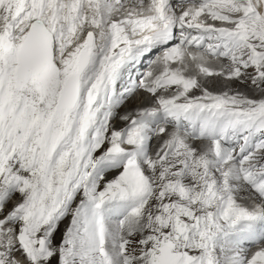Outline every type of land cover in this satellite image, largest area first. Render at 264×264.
Listing matches in <instances>:
<instances>
[{
    "label": "snow or ice",
    "instance_id": "snow-or-ice-1",
    "mask_svg": "<svg viewBox=\"0 0 264 264\" xmlns=\"http://www.w3.org/2000/svg\"><path fill=\"white\" fill-rule=\"evenodd\" d=\"M0 215V264H264V0H0Z\"/></svg>",
    "mask_w": 264,
    "mask_h": 264
},
{
    "label": "rangeland",
    "instance_id": "rangeland-1",
    "mask_svg": "<svg viewBox=\"0 0 264 264\" xmlns=\"http://www.w3.org/2000/svg\"><path fill=\"white\" fill-rule=\"evenodd\" d=\"M209 79H210V81L207 82L208 85L205 84L204 86L207 87L209 91H211L213 93H218V92H214V91L216 89H218L219 84L220 83H223V82L218 77H210ZM203 81L204 80L202 79L201 80V83H203ZM232 83L234 84V82H231L230 84H232ZM230 87H231V90H233V91L234 90H239V91H242V92H247L248 95L252 96L253 98H261L260 93H258V92L257 93H252L250 90L247 89V87L245 85H242L240 83H239L238 87H236V86H230ZM138 90L139 89L137 88L136 91H138ZM138 92L139 93H137V94H131L127 99H125V100H127V103L124 106H123V104L120 105V107L114 113V119H113L114 121H112V126H113V122L115 123V117L119 113V111L125 110V109H127L128 107L131 106V104H129V101H133L134 100V104L137 107L141 108L142 105H143V103L147 99H149V98L154 99V97H151L149 94L145 93L143 91V89L139 90ZM200 94H201L200 90H195V92L193 93V96H197V95H200ZM151 106H154V102L152 103ZM153 141H155V140L152 139V142L151 143H154ZM102 184H103V182H101V186H103ZM15 197H17V200L16 201L19 202V200H20L19 194H16ZM81 198H82V196L80 195L79 198H78V200H76V205L79 203V201H80ZM13 206L12 207L11 206H8V207L12 209ZM5 213H6V211H3V214H5ZM69 220H70L69 217L66 218L64 220V222H62V224L59 226V229L57 230V232L55 233V236H54V241H53L54 245H58L60 243L62 234H63L64 230L66 229V227L68 226ZM15 256L18 259H20V260H23L24 259V257L19 252L15 253ZM52 264H57V261H56L55 258H53Z\"/></svg>",
    "mask_w": 264,
    "mask_h": 264
},
{
    "label": "bare ground",
    "instance_id": "bare-ground-1",
    "mask_svg": "<svg viewBox=\"0 0 264 264\" xmlns=\"http://www.w3.org/2000/svg\"><path fill=\"white\" fill-rule=\"evenodd\" d=\"M220 79V78H219ZM221 80V79H220ZM208 81H210V79L208 78ZM207 81V82H208ZM207 82H205V81H203V84L205 85V84H207ZM212 82V81H211ZM208 85V84H207ZM238 85H239V82H234V84L232 83V84H223V83H220L219 84V86H218V89H216L214 92H218V93H220V92H222V91H226V90H231V87L230 86H236V87H238ZM211 88V87H210ZM243 89V88H242ZM174 90V89H173ZM195 92V90H193V92L192 93H190V95H192L193 96V93ZM119 93V92H118ZM165 95H168L169 93H164ZM158 95H159V93H158ZM154 100H155V98L154 99H152V98H149V99H147L144 103H143V105H142V107L141 108H139V107H137L135 104H134V100L133 101H129V104H131V106L130 107H128L127 109H125V110H121V111H119V113L116 115V117H115V123L113 122V128H115V129H117V130H120V129H123L124 127H126L127 126V121H124V120H122L121 119V117L123 116V115H127V114H134V112L136 111V110H139V109H142V108H145V107H150L151 105H152V103L154 102ZM126 102H127V100H126ZM122 107V106H121ZM114 119V118H113ZM114 121V120H113ZM168 130H169V132H171L172 131V128L171 127H168ZM167 138V136L165 135L164 137H157V136H153V140H155V141H153L154 143H151V146H150V153L151 154H153V153H155V151L158 149V147L162 144V142H163V140L164 139H166ZM118 174V171H112V172H110V173H107L106 174V177H105V179L106 180H111V179H113L116 175ZM104 183V182H103ZM103 185V184H102ZM253 252H251V253H248V255H251Z\"/></svg>",
    "mask_w": 264,
    "mask_h": 264
}]
</instances>
